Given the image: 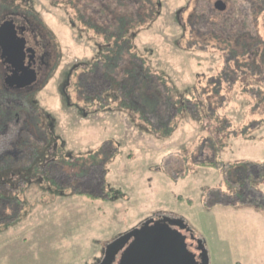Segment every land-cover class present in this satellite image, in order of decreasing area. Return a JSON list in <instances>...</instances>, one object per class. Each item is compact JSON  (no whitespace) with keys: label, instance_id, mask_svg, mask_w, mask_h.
I'll return each instance as SVG.
<instances>
[{"label":"rangeland","instance_id":"374dc122","mask_svg":"<svg viewBox=\"0 0 264 264\" xmlns=\"http://www.w3.org/2000/svg\"><path fill=\"white\" fill-rule=\"evenodd\" d=\"M121 1L135 10L142 2ZM27 2L59 46L62 64L56 83L62 86L69 66L98 59L105 45L101 31L111 16L100 27L98 12L103 11L96 0ZM148 2L153 5L144 15L138 11L142 22L125 34L130 48L122 58L133 54L145 67L142 73L165 75L179 90L229 77L223 44L193 35L207 34L211 30L205 24L220 17L216 9L210 12L213 0ZM228 2L229 13L250 4ZM258 16L257 21L252 17L253 26L264 38V10ZM81 76L88 81L79 90L69 86L68 94H54L51 82L34 96L37 107L58 124L56 133L68 158L57 152L45 155L35 143L6 146L9 138L0 130V264H100L114 238L163 215L185 221L187 233L205 246L208 264H264V102L250 95L258 86L264 89L263 81L221 83L210 115L197 106L181 113L176 107L180 94H169L173 109L159 123L142 115L163 113V103L155 101L158 94L142 95L143 102L134 94L135 109L120 96L118 108L109 99L102 105L88 98L95 93V86L89 87L95 85L92 73ZM203 97L208 98L202 94L200 105ZM22 137L32 138L27 131ZM7 151L15 155L3 156ZM210 161L216 166L200 165Z\"/></svg>","mask_w":264,"mask_h":264},{"label":"flooded vegetation","instance_id":"af4514ba","mask_svg":"<svg viewBox=\"0 0 264 264\" xmlns=\"http://www.w3.org/2000/svg\"><path fill=\"white\" fill-rule=\"evenodd\" d=\"M96 1L99 4L100 10L103 11L98 12L100 15L113 12L116 14L119 12V9L122 10L123 7L121 0ZM215 1L217 0H213L212 2V8L214 10ZM221 1H223L226 6L229 3L228 0ZM14 2L15 0H3L0 2V25L4 21H11L14 24L16 37L11 38L12 43L10 41V51L12 45L16 48L24 46L22 61L19 60L18 57L15 58L13 52L9 54V49L4 56H1L2 49L0 48V111H4L3 114L0 115V130L3 135L9 138L5 145L27 144L30 146L32 143H35V146H41V148H43L45 155L51 154L50 156H52L57 152L60 157H64L65 154H67L66 156L68 158L69 154L63 149L65 142L61 139L60 134L56 133V126H58V124H56L54 117H52L47 110L40 106L37 107V101L34 96L44 93L51 82H54V94H60V92L64 95L68 94L69 86L79 90L87 85L88 76L86 78L81 76V74L85 73H92L94 78L92 81H94L93 83H95V85H90L89 87L90 90H92L95 86V93L89 94L88 96L93 102L107 105V99H109L110 101H116V106L118 108L119 104H122L119 98V96L121 97V92L118 91V87H116L114 91L109 90L110 84L109 86L105 85L108 78L105 76V70H102L101 50L98 56L95 57L98 59L94 61L89 59L77 63L76 65L69 66L68 70L65 71L66 73L64 74L62 86L56 83L55 78H57V76H59L58 74L61 72L60 67L62 63L59 46L54 36L51 34L50 29L47 28L39 18L38 11L34 13L32 6H28L27 0H17L15 3ZM209 2H211V0H209ZM244 8L247 9L246 14L248 16L250 13V4L249 6L245 5ZM226 9L227 7L224 11H219L218 13H223ZM80 15L82 19L83 14L81 13ZM91 17L93 18V16ZM76 18L78 19L79 17L76 16ZM86 24L89 25L88 22ZM103 24L105 25V22ZM73 25L75 24L73 23L71 26ZM91 27L96 28L92 25ZM103 31H105V29ZM96 63L101 65V72L99 64L97 66ZM72 78H75L76 81L72 80ZM97 91L99 93H97ZM67 96L68 99L69 95ZM11 110L12 113H8ZM24 131H27L31 135V141H29L28 138L22 137ZM45 143H48L46 147H44ZM34 149V147L30 149L29 155H32L28 156L30 159L34 155ZM7 155L14 156L15 154H13L12 151H7L3 154V156ZM53 157L50 159L55 162ZM59 168L66 173V171L63 170L64 166H59ZM68 172L72 173L71 170ZM67 175L72 177L70 174ZM74 188L75 187H71L72 190ZM127 243L128 241L123 235L114 238L109 243L106 261L100 264H116L120 252ZM199 245H201V242H199ZM111 254H113V256Z\"/></svg>","mask_w":264,"mask_h":264},{"label":"trees","instance_id":"16d2710c","mask_svg":"<svg viewBox=\"0 0 264 264\" xmlns=\"http://www.w3.org/2000/svg\"><path fill=\"white\" fill-rule=\"evenodd\" d=\"M148 1L149 0H142V2L137 5L136 10L133 9V4H125L121 1L123 6L121 12L116 14L115 12L104 15L101 14L98 18L99 22H105V25L108 24V27H105V31H101L103 34L102 38L105 41V45L101 50L102 70H105V76L108 78V81L111 82L114 91L115 88L118 87V91L121 92L122 103L125 104V106L132 109L137 108L135 106L137 105L135 102L136 99H133L134 94L141 95V102L145 99V97L142 96L144 94H158L155 97V101L163 103L162 106L163 109H165L163 110V113L157 115L150 111L148 114L145 112V114L142 115L146 117L147 120H149V116L152 115L154 116L155 121L158 120L160 123L162 118L169 116L171 113V109H173L171 105L174 106L171 99L174 96L170 97L169 94H180L176 97V99H178L176 107L181 109V113H191L189 109H192L191 107L193 106H197L201 107L200 110L203 111V114L205 112L207 115H210L209 110L214 111L217 108V100H219V97H217L216 94L220 93L221 83H229L234 79L235 83H241L240 85L245 86L244 82L250 78H253L256 81L259 80V82L263 81L264 83V38L261 35L260 30L253 26L255 21L259 18V12L261 13L264 10V0H250V13L248 16L246 14L247 9L240 11L241 9L237 7L234 8L233 13H229V11L218 13L220 16L218 17V20H213L211 24L204 23L205 25H208L207 28L211 30L207 32V34L209 33L208 35L203 32H196V35L193 34V29H190V23L187 24L190 32L200 41L208 42L215 40L219 42L218 45L221 46L223 44L224 53L229 57L225 63H227V67H229L228 69H230L233 74L229 73V77L226 74V76L223 75L222 78H218L219 84L206 81L204 87L200 88L197 83L191 86H186L181 90L176 89L171 85L165 75L161 74L153 76L150 73H142L145 67L137 62L133 54H127L125 58H122L130 48L127 45L128 40L125 34L128 32L130 26H134L137 22H142L144 17L141 16V13V15H139V12L143 11L144 15L145 8H151L153 5L152 2ZM126 5L129 8L131 6L132 11H126L124 9ZM244 6L245 5H243V8ZM210 9L212 14L216 13L213 8L210 7ZM109 15L111 18L107 23L106 18H109ZM195 17L196 16H194L193 19H195ZM252 17H254L255 21ZM101 22L99 23L100 27H102L103 24H101ZM109 41H111V43H108ZM230 63L232 64L230 65ZM140 66L141 71L139 72ZM119 71L120 73H118ZM141 73L143 78L139 75ZM138 77H140V81L138 80ZM263 90V87L261 88L258 86L256 91H254L255 93L250 95L254 100H259L263 103L264 94H261ZM124 94L130 95L125 97ZM202 94H206L208 98L206 100L203 97L204 102L201 100L202 104L200 105L199 97L202 96ZM195 114L197 113H193L192 115ZM149 122L152 127L151 121ZM200 165L205 167H215L216 162H203Z\"/></svg>","mask_w":264,"mask_h":264},{"label":"water","instance_id":"95a60500","mask_svg":"<svg viewBox=\"0 0 264 264\" xmlns=\"http://www.w3.org/2000/svg\"><path fill=\"white\" fill-rule=\"evenodd\" d=\"M214 8L224 11L226 5L217 0ZM14 37V24L4 21L0 25L1 56L7 52ZM23 47L12 45L8 53L13 52L15 58L22 61ZM187 231L182 218L168 215L151 217L123 236L128 243L120 252L116 264H208L206 248L199 245L194 235L187 234Z\"/></svg>","mask_w":264,"mask_h":264},{"label":"crops","instance_id":"0c3cea01","mask_svg":"<svg viewBox=\"0 0 264 264\" xmlns=\"http://www.w3.org/2000/svg\"><path fill=\"white\" fill-rule=\"evenodd\" d=\"M228 205H230V203L227 202Z\"/></svg>","mask_w":264,"mask_h":264}]
</instances>
